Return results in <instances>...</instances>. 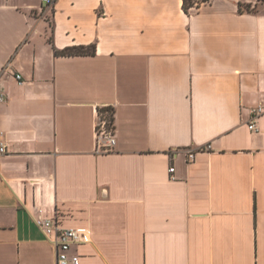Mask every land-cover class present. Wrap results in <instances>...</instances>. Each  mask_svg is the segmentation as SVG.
Wrapping results in <instances>:
<instances>
[{"label":"crops","instance_id":"obj_1","mask_svg":"<svg viewBox=\"0 0 264 264\" xmlns=\"http://www.w3.org/2000/svg\"><path fill=\"white\" fill-rule=\"evenodd\" d=\"M183 3L0 0V264H264V0Z\"/></svg>","mask_w":264,"mask_h":264},{"label":"built area","instance_id":"obj_2","mask_svg":"<svg viewBox=\"0 0 264 264\" xmlns=\"http://www.w3.org/2000/svg\"><path fill=\"white\" fill-rule=\"evenodd\" d=\"M51 4L53 0H43ZM197 4V3H196ZM22 75L17 74L21 79ZM3 95H0V101H4ZM263 108L258 106L254 108V118L249 124L251 130H257V117L261 114ZM117 137L114 125V108L112 105L100 107L97 111L95 120V151L100 154L115 151ZM210 147L209 145L205 148ZM6 152V144L0 141V157ZM177 151L173 152L174 154ZM189 160H194L196 152L192 149L187 150ZM171 179H175V166L169 168ZM36 222L44 233L46 239L54 244L56 249V264H80V255L75 251L74 246L83 242V232L75 227H64L55 216H41L36 218Z\"/></svg>","mask_w":264,"mask_h":264},{"label":"trees","instance_id":"obj_3","mask_svg":"<svg viewBox=\"0 0 264 264\" xmlns=\"http://www.w3.org/2000/svg\"><path fill=\"white\" fill-rule=\"evenodd\" d=\"M207 0H184L183 8L187 13H190L191 7L195 6V4H200ZM96 49L95 45H89V46H71L68 48H65L64 50H58L56 51L57 54L60 55H93L95 54Z\"/></svg>","mask_w":264,"mask_h":264}]
</instances>
